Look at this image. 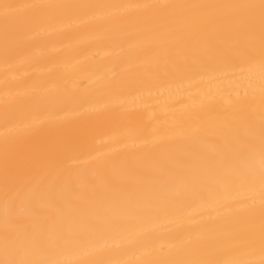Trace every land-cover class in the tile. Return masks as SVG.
<instances>
[{"label":"bare ground","instance_id":"obj_1","mask_svg":"<svg viewBox=\"0 0 264 264\" xmlns=\"http://www.w3.org/2000/svg\"><path fill=\"white\" fill-rule=\"evenodd\" d=\"M0 264H264V0H0Z\"/></svg>","mask_w":264,"mask_h":264}]
</instances>
